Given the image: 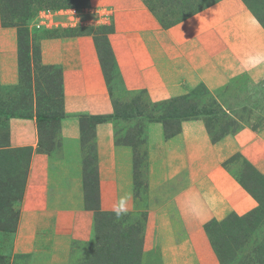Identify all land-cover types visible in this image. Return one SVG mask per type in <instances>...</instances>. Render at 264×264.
<instances>
[{
  "label": "crops",
  "instance_id": "crops-1",
  "mask_svg": "<svg viewBox=\"0 0 264 264\" xmlns=\"http://www.w3.org/2000/svg\"><path fill=\"white\" fill-rule=\"evenodd\" d=\"M89 7L97 15L70 27L109 28L104 37L126 95L141 94L156 104L203 86L239 128L215 136V119L197 116L180 120L167 136L161 121L148 122L139 198L135 148L117 140L112 121H84L114 114L95 35L31 39L38 58L29 50L24 68L16 29L0 22V152H16L14 161L24 170L17 220L0 261L66 264L73 241H91L95 213H114L127 195L126 214L144 216L141 254L156 253L157 264H220L209 224L231 227L263 211L257 192L233 167L242 160L254 174L251 185L259 180L264 192V126L236 118L256 99L231 93L240 78L252 90L264 84L263 27L241 0H220L169 25L146 0H89ZM35 65L59 69L62 116L56 125L37 120ZM23 68L30 95L22 85ZM91 196L95 208L88 206Z\"/></svg>",
  "mask_w": 264,
  "mask_h": 264
},
{
  "label": "rangeland",
  "instance_id": "rangeland-1",
  "mask_svg": "<svg viewBox=\"0 0 264 264\" xmlns=\"http://www.w3.org/2000/svg\"><path fill=\"white\" fill-rule=\"evenodd\" d=\"M146 1L161 24L169 25L220 0ZM241 1L264 29V0ZM96 15L89 7V0H0V22L3 27H12L17 31L22 67L28 66L29 50L34 59L38 58L37 46L31 39L75 34L95 35V45L107 74V83L114 104V114L109 120L114 123L117 140L135 148L137 174H139L137 185L139 198H141L144 191L141 165L145 152V127L148 122L161 121L167 132H173L177 126L178 115L180 117L199 115L206 119H215L212 127L215 136L227 130L233 132L239 128V125L224 113L211 94L202 88L189 94L180 102L172 104H149L145 102L141 94L126 95L115 75L108 44L104 37L109 28H95L87 26L88 24L78 28L70 27V23L89 22ZM69 16H73V19L71 20ZM74 18L77 20L74 21ZM31 42L32 45H30ZM24 68L22 85L27 87L30 95L28 87L30 75H28V69ZM35 68L37 74L35 95L41 112L40 117L56 125L55 122L62 116L59 69L42 68L37 65ZM237 82L235 87L231 88L232 95L241 96L247 93L248 97L256 100L249 106L239 108L234 113L235 117L253 128L264 126V84L252 90L243 78ZM84 121L89 126L93 122L86 119ZM52 127L50 143L54 147L55 129ZM16 154L10 151L0 152V256L7 253L12 229L17 220L15 207L20 195L24 170L18 162L14 161ZM234 162L235 175L252 191L257 192L262 203V215L253 221L234 220L231 222V227H219L215 223H210L207 232L220 264H264V192H260L262 189L259 180L251 185L250 181L252 177L254 178V174L249 167L239 158ZM91 197L88 199V206L95 208L97 201L93 196ZM143 222V213L125 214L120 220L116 219L114 213H95L91 241L87 243L73 241L70 244L66 264H157L156 253L141 254ZM3 263L8 264L2 258L0 264ZM34 263L37 264L36 260L22 257L13 261V264Z\"/></svg>",
  "mask_w": 264,
  "mask_h": 264
},
{
  "label": "trees",
  "instance_id": "trees-1",
  "mask_svg": "<svg viewBox=\"0 0 264 264\" xmlns=\"http://www.w3.org/2000/svg\"><path fill=\"white\" fill-rule=\"evenodd\" d=\"M108 50H109V46H108ZM109 54H110V57H111L112 65H113V67H114L115 75H116L117 78L119 79V76H118V73H117V70H116L115 64H114V62H113V58H112V56H111V52H110V50H109ZM103 69H104L105 75H106V77H107V74H106V71H105L104 66H103ZM119 82H120V80H119ZM199 88H202V89H204L207 93H209V92H208L203 86H199V87H197V88L194 89L191 93H194V92H195L197 89H199ZM191 93H189V94H191ZM189 94H187V95H185V96H182V97L175 98V99H171V100L166 101V102L156 103V105H158V104H172V103L180 102L182 99H184L185 97H187ZM175 108H176V107H175ZM197 116H199V115H185V116H181V117L178 115V117H177V118H178L177 124H178V122H179L180 120H185V119L195 118V117H197ZM110 118H111V116L109 115V116H97V117L84 118V119H86V120H93L92 124H94V123H100V122H106V121H109ZM37 120L41 121L42 119H41L40 116H39V117L37 116ZM163 126H164V125H163ZM164 127H165V126H164ZM176 129H177V126H176ZM176 129H175V130H176ZM175 130H174V131H175ZM174 131H173V132H174ZM173 132H167V129H166V127H165V133H166L167 136H169V135L172 134ZM135 160H136V156H135ZM93 182H94V180H91V182H90L91 186H92ZM97 213H101V212H97Z\"/></svg>",
  "mask_w": 264,
  "mask_h": 264
},
{
  "label": "clouds",
  "instance_id": "clouds-1",
  "mask_svg": "<svg viewBox=\"0 0 264 264\" xmlns=\"http://www.w3.org/2000/svg\"><path fill=\"white\" fill-rule=\"evenodd\" d=\"M127 200L128 196H121L120 199L113 207V211L117 220H120L123 215L127 213Z\"/></svg>",
  "mask_w": 264,
  "mask_h": 264
}]
</instances>
